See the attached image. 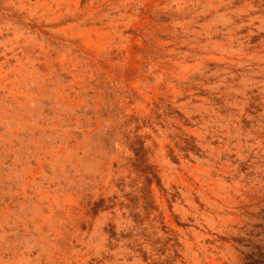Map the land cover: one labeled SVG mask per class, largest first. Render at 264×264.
Wrapping results in <instances>:
<instances>
[{
    "label": "rangeland",
    "instance_id": "1",
    "mask_svg": "<svg viewBox=\"0 0 264 264\" xmlns=\"http://www.w3.org/2000/svg\"><path fill=\"white\" fill-rule=\"evenodd\" d=\"M0 264H264V0H0Z\"/></svg>",
    "mask_w": 264,
    "mask_h": 264
},
{
    "label": "bare ground",
    "instance_id": "2",
    "mask_svg": "<svg viewBox=\"0 0 264 264\" xmlns=\"http://www.w3.org/2000/svg\"><path fill=\"white\" fill-rule=\"evenodd\" d=\"M90 31V30H89ZM176 70V69H175Z\"/></svg>",
    "mask_w": 264,
    "mask_h": 264
}]
</instances>
